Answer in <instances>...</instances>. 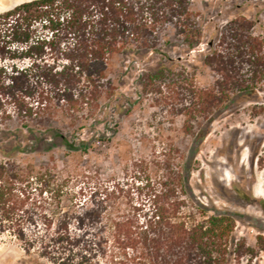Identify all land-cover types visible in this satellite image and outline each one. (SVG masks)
I'll use <instances>...</instances> for the list:
<instances>
[{
	"label": "trees",
	"instance_id": "trees-1",
	"mask_svg": "<svg viewBox=\"0 0 264 264\" xmlns=\"http://www.w3.org/2000/svg\"><path fill=\"white\" fill-rule=\"evenodd\" d=\"M193 1L26 0L0 13V236L15 237L52 264H226L235 218L212 214L196 220L178 192L183 176L168 171L169 164L158 181H147V207L122 209L119 187L107 186L96 198L64 209V182L17 160L21 145H1L7 122L15 119L33 134L32 124L44 126L71 147L52 123L63 119L74 126L93 118L101 101L115 94L113 67L125 54H160L159 66L141 75L143 92L188 91L182 103L188 132L199 118L210 121L231 90L250 85L218 67L222 45L210 44L205 58L221 75L212 88L198 87L192 72L171 62L177 42L190 50L201 43ZM244 21L231 29L230 53L247 55L253 77L261 78L264 42Z\"/></svg>",
	"mask_w": 264,
	"mask_h": 264
},
{
	"label": "rangeland",
	"instance_id": "rangeland-1",
	"mask_svg": "<svg viewBox=\"0 0 264 264\" xmlns=\"http://www.w3.org/2000/svg\"><path fill=\"white\" fill-rule=\"evenodd\" d=\"M23 1L0 0V13ZM192 7L203 28L201 43L190 50L177 42L171 62L192 72L198 87L212 88L221 75L205 58L210 44L222 45L218 67L250 85L247 91L231 90L210 121L199 118L188 132L182 110L188 91L143 92L141 75L159 66L160 54H125L113 67L115 94L101 101L93 118L74 126L63 119L52 123L71 147L44 126L32 124L33 134L15 119L7 122L9 134L1 145H21L17 160L32 162L54 174L56 183L64 182V209L96 198L107 186L119 187L122 209L147 207V181H158L169 164L168 171L183 176L178 192L196 220L212 214L235 218L226 264H264V76L253 77L248 56L232 57L230 49L231 29L245 25L244 19L264 42V0H194ZM57 206L56 196L51 207ZM0 264L52 263L6 234L0 236Z\"/></svg>",
	"mask_w": 264,
	"mask_h": 264
}]
</instances>
